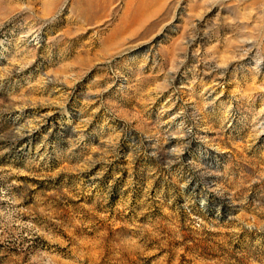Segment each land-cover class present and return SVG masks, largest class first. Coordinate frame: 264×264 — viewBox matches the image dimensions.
Masks as SVG:
<instances>
[{
    "label": "rangeland",
    "instance_id": "obj_1",
    "mask_svg": "<svg viewBox=\"0 0 264 264\" xmlns=\"http://www.w3.org/2000/svg\"><path fill=\"white\" fill-rule=\"evenodd\" d=\"M0 264H264V0H0Z\"/></svg>",
    "mask_w": 264,
    "mask_h": 264
}]
</instances>
